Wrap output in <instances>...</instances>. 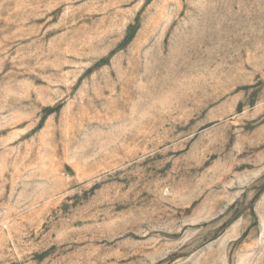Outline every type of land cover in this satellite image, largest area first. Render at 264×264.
<instances>
[{
  "label": "rangeland",
  "instance_id": "374dc122",
  "mask_svg": "<svg viewBox=\"0 0 264 264\" xmlns=\"http://www.w3.org/2000/svg\"><path fill=\"white\" fill-rule=\"evenodd\" d=\"M0 264H264V0H0Z\"/></svg>",
  "mask_w": 264,
  "mask_h": 264
}]
</instances>
